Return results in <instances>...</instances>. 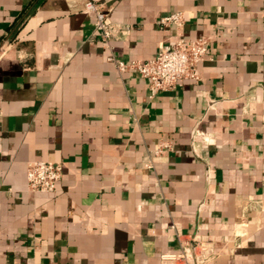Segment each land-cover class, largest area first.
Instances as JSON below:
<instances>
[{
  "label": "crops",
  "instance_id": "1",
  "mask_svg": "<svg viewBox=\"0 0 264 264\" xmlns=\"http://www.w3.org/2000/svg\"><path fill=\"white\" fill-rule=\"evenodd\" d=\"M87 1L126 26L124 62L206 37L199 79L118 74ZM33 161L60 164L53 192L27 191ZM171 223L205 264H264V0H0V264H160Z\"/></svg>",
  "mask_w": 264,
  "mask_h": 264
},
{
  "label": "built area",
  "instance_id": "2",
  "mask_svg": "<svg viewBox=\"0 0 264 264\" xmlns=\"http://www.w3.org/2000/svg\"><path fill=\"white\" fill-rule=\"evenodd\" d=\"M83 11L92 15L93 30L103 48L107 51L106 61L110 63L118 74L133 72L148 81L150 96L161 91H168L179 87L184 81L198 80V64L203 61L207 53V38L199 36L190 41L175 38L174 47L168 51L159 52L149 60H119L113 51L112 42L125 33L126 26L114 24L109 18V9L103 3L87 1ZM157 27H171L176 32L184 26L182 12H173L161 17L156 22ZM170 150V144L160 142L153 149L155 156ZM147 169L152 164L148 162ZM62 176L59 163L51 161H33L26 164V188L31 193H50ZM175 240V247L159 256L160 264H205L214 257L213 243L207 237L194 234L184 235L176 223L168 226Z\"/></svg>",
  "mask_w": 264,
  "mask_h": 264
},
{
  "label": "trees",
  "instance_id": "3",
  "mask_svg": "<svg viewBox=\"0 0 264 264\" xmlns=\"http://www.w3.org/2000/svg\"><path fill=\"white\" fill-rule=\"evenodd\" d=\"M15 32L12 33V35H14Z\"/></svg>",
  "mask_w": 264,
  "mask_h": 264
}]
</instances>
